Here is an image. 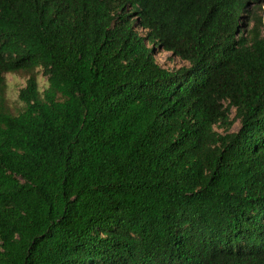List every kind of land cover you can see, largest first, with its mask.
<instances>
[{"label": "trees", "instance_id": "obj_1", "mask_svg": "<svg viewBox=\"0 0 264 264\" xmlns=\"http://www.w3.org/2000/svg\"><path fill=\"white\" fill-rule=\"evenodd\" d=\"M0 264H264V0H0Z\"/></svg>", "mask_w": 264, "mask_h": 264}, {"label": "rangeland", "instance_id": "obj_2", "mask_svg": "<svg viewBox=\"0 0 264 264\" xmlns=\"http://www.w3.org/2000/svg\"><path fill=\"white\" fill-rule=\"evenodd\" d=\"M157 58L160 63L168 68L176 67L183 64V61L177 57H172L171 53L166 50H160L157 52ZM26 77L17 72H12L7 74L8 88H7V96L10 105L14 108L19 107L21 105L18 92L20 87L25 83ZM40 88L44 89L46 87V77L41 75L39 77ZM233 117V116H231ZM238 122H235L232 125V129L236 130L238 128Z\"/></svg>", "mask_w": 264, "mask_h": 264}]
</instances>
